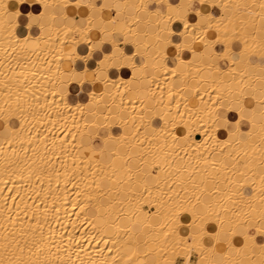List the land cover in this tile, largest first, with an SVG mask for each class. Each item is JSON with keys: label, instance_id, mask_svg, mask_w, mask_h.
Listing matches in <instances>:
<instances>
[{"label": "bare ground", "instance_id": "bare-ground-1", "mask_svg": "<svg viewBox=\"0 0 264 264\" xmlns=\"http://www.w3.org/2000/svg\"><path fill=\"white\" fill-rule=\"evenodd\" d=\"M10 1L0 0V264H176L179 251L181 264H264V0H36L27 11ZM102 9L116 27L104 28Z\"/></svg>", "mask_w": 264, "mask_h": 264}, {"label": "crops", "instance_id": "crops-1", "mask_svg": "<svg viewBox=\"0 0 264 264\" xmlns=\"http://www.w3.org/2000/svg\"><path fill=\"white\" fill-rule=\"evenodd\" d=\"M105 2H110L111 3V1L112 0H104ZM15 3V4H14ZM13 4V5H12ZM154 6H153V5ZM152 7H154L155 9H157V10H159V11H163L165 8H164V6L162 5V4H158V3H153L152 2ZM10 6L12 7V8H14V7H16V2L15 1H13V0H11L10 1ZM191 6H192V9H199V8H201V9H206V7L203 5H201L198 1L195 3V4H191ZM21 8L24 10V11H27V10H30V9H34V10H40V6H39V4L36 2V0H26L22 5H21ZM120 8V7H119ZM67 12L69 13L68 15H70V16H72V17H74L75 19H78V18H80L81 17V13H80V7H78V6H76V5H70L69 7H67ZM114 12V13H113ZM118 13V15H120L121 14V12H117ZM76 14V15H75ZM179 14L180 15H183L184 13H183V11L181 10V9H179ZM115 15V11H113V10H109V9H102V16H103V18H104V21H103V23H104V28L105 29H112V28H114V27H116L115 26V23H113V22H111L110 20H111V16H114ZM262 22V24L264 25V20H262L261 21ZM117 27L119 28V29H121V28H125L126 27V21H123L122 20V22H120L118 25H117ZM178 27H179V25H178ZM139 30H140V32H144V28H142V26H140L139 27ZM163 34H164V37H167L168 35L166 34V32H163ZM96 37H100V35H96ZM119 39V38H118ZM184 40L185 41H189L190 39H188V38H184ZM28 44H29V46L30 47H34V43H33V41H29L28 42ZM65 46H64V49H65V51L67 52V53H72L73 51H74V45H73V43L71 44L70 42H66L65 44H64ZM84 45H86V44H84ZM192 48L194 49V50H201L202 48H203V43H202V41L201 40H196V39H194V41H192ZM121 47L123 48V50L125 49V51H127V52H131L132 53V51L134 50V48L130 45V44H122L121 45ZM232 47L234 48V49H238V47H239V44H237L236 43V41H234L233 43H232ZM85 48H86V46H85ZM84 48V50H83V52H82V55H86L87 53H88V50L87 49H85ZM102 50L103 51H110V50H112V46L110 45V44H108V43H103L102 44ZM98 57H101V55H100V53H98L97 54V58ZM137 58V62L138 63H140L141 61H142V58L141 57H136ZM150 60V62L152 61V59H149ZM140 61V62H139ZM218 66L219 67H221L222 69L223 68H226V66L228 65V61H226L225 59H218ZM115 64L116 65H114L116 68L117 67H119L118 66V64H117V62H115ZM66 67H69V66H66ZM202 72L207 76V75H209V73H208V71L206 70V69H203L202 70ZM119 73L121 74V75H123L124 77H129V75L131 74V69L129 68V67H121L120 69H119ZM146 73H148V74H150V73H154V75L155 76H158V77H161L162 76V71H159V70H155V71H152L151 69H149V68H147L146 69ZM85 77L87 78V79H92L93 77H94V74L92 73V70L91 69H87V71L85 72ZM176 79V78H175ZM176 81V83H175V85H180V81L178 80H174V82ZM130 86L131 87H133V88H137V87H139L140 86V81H137V80H132V82H130ZM230 86L234 89V83H232V84H230ZM201 87L203 88V89H207L208 87H209V85H208V83L207 82H204V83H202V85H201ZM248 102H251L250 101V99H248ZM250 104V106H253L254 105V102H251V103H249ZM256 109L257 110H259L260 109V107H259V105L258 106H255L254 107V111H251V110H249V111H247V112H244V115H249V116H253L257 111H256ZM233 117H235V119L237 118V116L236 115H234V113H230L229 114V116H228V118L229 119H231V120H234L233 119ZM240 125H241V127H242V129L243 130H245L248 126H249V124L247 123V121L245 120V119H243V120H241V122H240ZM144 168V171L145 172H149L150 170H149V167H143ZM236 243H239V240L238 239H236ZM149 247L151 248V249H154L155 248V246L153 245V244H149ZM195 253H193V254H191L190 255V260L191 261H193V262H196L197 261V255L195 254ZM194 259V260H193ZM181 261V262H180ZM182 263V258L180 257V258H177L176 259V264H181Z\"/></svg>", "mask_w": 264, "mask_h": 264}, {"label": "rangeland", "instance_id": "rangeland-1", "mask_svg": "<svg viewBox=\"0 0 264 264\" xmlns=\"http://www.w3.org/2000/svg\"><path fill=\"white\" fill-rule=\"evenodd\" d=\"M192 1V3L193 4H195L196 2H197V0H191ZM176 1H173L172 3H175ZM59 6L60 5H56V7H54V8H57V9H59ZM245 27V26H244ZM245 29V28H244ZM246 29H248V30H251V28H249V25H246ZM192 36V34H190V37ZM193 37V36H192ZM172 38L175 40V38H176V36L175 35H173L172 36ZM244 42H246V43H248V45H250V47L254 44H251V43H249L248 41H244ZM244 45H245V43H244ZM247 45V44H246ZM244 46V49H245V47H247V46ZM255 45V44H254ZM243 47V46H242ZM250 47H248V48H246V49H249ZM174 49V48H173ZM172 50V49H171ZM173 52H174V56L175 55H177V54H179V55H177L176 56V58L178 59L179 57L180 58H183L182 57V54H181V52L180 53H176L178 50H172ZM245 51V50H244ZM259 51V50H258ZM258 51H256V50H254V51H252V53L253 52H255V54H250V53H247L246 51L244 52V53H242V56L243 57H246L247 58V60L248 61H251V60H254V59H258V60H260V59H262L263 57H261L260 55H259V53H258ZM261 51V50H260ZM183 52H185V50H183ZM248 52H251V51H248ZM228 54V55H227ZM232 55V52L230 51V48H228L227 47V49H226V58H229L230 56ZM249 55V56H248ZM260 63V62H259ZM261 65H263V67H264V60L262 59V61H261V64H259L258 66L259 67H261ZM228 66V65H227ZM227 66H226V68H227ZM191 67V66H190ZM229 67V66H228ZM230 68H232L231 70L232 71H234L233 69H234V66H232V65H230ZM227 69H229V68H227ZM112 74L113 75H117L118 74V71H116V69H112ZM115 73V74H114ZM259 96H260V99L263 97V94H259ZM249 99V98H248ZM251 99V98H250ZM254 105H255V101H254ZM253 105V106H254ZM263 108V107H262ZM231 113H234V115H236L237 116V114H235V111H232ZM196 136H198L199 137V135L198 134H196ZM252 137V138H251ZM250 139L252 140V141H254V142H259L260 141V134H258V133H252L251 135H250ZM158 167H154V169L153 170H155V169H157ZM231 172V174L233 175L234 174V170L233 171H230ZM237 172H235V174H236ZM216 185V184H215ZM251 187H248V192L249 191H251V189H250ZM263 191H264V189H263ZM251 193H253V191L251 192ZM251 193L249 194V195H251ZM259 194L260 195H264V192H260L259 191ZM262 200V199H261ZM261 200L259 199V197L257 196L255 199H253V206H254V209H253V214L254 215H256V214H258V208H259V206L258 205H261ZM146 206H144V208H145ZM145 209H147V208H145ZM182 245V244H181ZM179 253V254H178ZM173 252L172 253V255H173V257L177 254V256H176V259L179 257L180 258V256H181V253H180V251L179 252ZM193 253V252H192ZM255 255L256 254H258L257 256L259 257V255H262V253L260 252V250H256V251H254L253 252ZM261 253V254H260ZM178 255H180V256H178ZM258 257L256 258V259H258ZM253 258H251V260H252Z\"/></svg>", "mask_w": 264, "mask_h": 264}, {"label": "snow or ice", "instance_id": "snow-or-ice-1", "mask_svg": "<svg viewBox=\"0 0 264 264\" xmlns=\"http://www.w3.org/2000/svg\"><path fill=\"white\" fill-rule=\"evenodd\" d=\"M233 119H235V117H233Z\"/></svg>", "mask_w": 264, "mask_h": 264}]
</instances>
